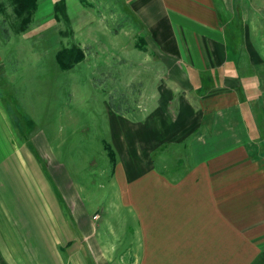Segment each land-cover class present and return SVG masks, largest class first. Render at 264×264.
Returning <instances> with one entry per match:
<instances>
[{
    "label": "rangeland",
    "instance_id": "obj_1",
    "mask_svg": "<svg viewBox=\"0 0 264 264\" xmlns=\"http://www.w3.org/2000/svg\"><path fill=\"white\" fill-rule=\"evenodd\" d=\"M256 1L248 0L254 6ZM37 5L25 23L15 0H0V105L15 129L12 142L28 149L39 136L50 141L51 160L68 172L69 198L64 185L50 179L49 158L40 156L41 182L25 185L24 211L34 214L27 198L41 195V214L22 217L21 231L0 233V264H129L132 232L114 182V143L135 147L147 164L182 174L199 134L146 137L143 127L152 122L161 130L155 114L176 115L187 91L170 82L129 0H37ZM234 12L232 27L240 32L238 9ZM65 50H80L84 58L64 63ZM200 96L195 106L209 109L212 104L199 103ZM17 195V185H8L10 200Z\"/></svg>",
    "mask_w": 264,
    "mask_h": 264
},
{
    "label": "crops",
    "instance_id": "obj_2",
    "mask_svg": "<svg viewBox=\"0 0 264 264\" xmlns=\"http://www.w3.org/2000/svg\"><path fill=\"white\" fill-rule=\"evenodd\" d=\"M129 2L170 82L187 91L178 96V113H156L161 130L147 123L144 136L199 138L182 174L147 164L135 147L114 143V182L132 232L128 263L264 264V0L255 6L248 0ZM235 8L240 32L232 27ZM198 95L199 103L212 104L209 109L195 106ZM9 124L0 105V233L21 231L22 217L41 214V195L27 198L34 214L24 211L25 185L41 182L40 156L49 158V177L69 198L68 172L51 160L50 141L39 136L26 149L10 140L15 129ZM10 184L20 191L11 200Z\"/></svg>",
    "mask_w": 264,
    "mask_h": 264
},
{
    "label": "trees",
    "instance_id": "obj_3",
    "mask_svg": "<svg viewBox=\"0 0 264 264\" xmlns=\"http://www.w3.org/2000/svg\"><path fill=\"white\" fill-rule=\"evenodd\" d=\"M15 5L17 7L18 13L26 16V20L24 21L25 23H29L32 13L38 7L37 0H15ZM60 58H61V61L64 60V63H65V60H69L70 58H73L76 60H78L77 58H79L80 60H83L84 55L81 53L80 50H74V51L65 50L61 52Z\"/></svg>",
    "mask_w": 264,
    "mask_h": 264
}]
</instances>
